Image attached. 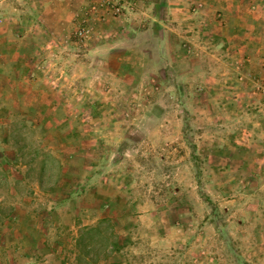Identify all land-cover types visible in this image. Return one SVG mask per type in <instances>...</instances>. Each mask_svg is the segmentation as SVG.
Wrapping results in <instances>:
<instances>
[{
    "label": "rangeland",
    "instance_id": "1",
    "mask_svg": "<svg viewBox=\"0 0 264 264\" xmlns=\"http://www.w3.org/2000/svg\"><path fill=\"white\" fill-rule=\"evenodd\" d=\"M114 1L0 0V264H264V57ZM103 218L120 249L80 263Z\"/></svg>",
    "mask_w": 264,
    "mask_h": 264
},
{
    "label": "crops",
    "instance_id": "2",
    "mask_svg": "<svg viewBox=\"0 0 264 264\" xmlns=\"http://www.w3.org/2000/svg\"><path fill=\"white\" fill-rule=\"evenodd\" d=\"M150 1L153 2L154 0H147L149 6H151V4H149ZM194 3L200 4L201 7H204L201 13L204 15L206 29L216 34V37L230 43L229 47L232 49L233 57H264V0H170L169 9L172 10L173 19L180 22L181 19H184V25L190 26L193 24L194 26H196L197 23H193L191 20L196 19L192 17L193 13L191 12L190 8V6ZM252 4H255L256 9H258L257 12H255L257 13V16H250L246 12H244L246 9H250L252 7ZM50 5L51 3L47 1L44 2V26L50 28L52 27L51 24L53 25L54 23L58 25H66L65 18L72 17L69 16L70 10H67V8H70V4H66L64 8L61 7V5L58 6L59 11L60 9H65L67 10L66 12H68V14L64 13V15H59V19H53V17L47 16V13H50L51 11ZM122 5L124 6V8H127L126 10H128V8L134 10V7H129L132 6L131 0H123ZM154 5L155 2L152 6L154 7ZM74 8L78 16L84 14L85 12H87V10L89 11L88 5L84 3L73 4L72 9ZM129 10L127 11V14L125 13V15H123L121 22L123 23L124 31H126V29L128 28H131L132 33H135V27L136 25H138L139 20H135L131 16ZM218 10H221L224 13L223 21L215 17V13ZM101 17H103V19ZM91 18H96L97 20L101 19L105 22L108 21L105 24L107 26H110L112 24L116 25L115 22L117 21L116 17L113 16L107 9L99 10V12H97V16H91ZM52 28L56 31L58 30V27ZM176 33L178 32L176 31ZM203 34H206V32ZM170 36L171 38H176L174 34H171Z\"/></svg>",
    "mask_w": 264,
    "mask_h": 264
},
{
    "label": "trees",
    "instance_id": "3",
    "mask_svg": "<svg viewBox=\"0 0 264 264\" xmlns=\"http://www.w3.org/2000/svg\"><path fill=\"white\" fill-rule=\"evenodd\" d=\"M90 237L93 241L85 243L86 238ZM79 245H83V250L79 256V262L82 263L88 259L92 253H95L99 259L100 249L104 252L111 253L120 249V242L114 230L113 224L109 218H103L95 226H85L80 231V236L77 239ZM91 249L89 252L85 250ZM89 264V261H87ZM94 264V263H92Z\"/></svg>",
    "mask_w": 264,
    "mask_h": 264
},
{
    "label": "built area",
    "instance_id": "4",
    "mask_svg": "<svg viewBox=\"0 0 264 264\" xmlns=\"http://www.w3.org/2000/svg\"><path fill=\"white\" fill-rule=\"evenodd\" d=\"M108 2L111 4L113 10L115 13L120 14L122 13V8L120 5H118L114 0H108ZM86 31V27L82 28V30L79 31L80 34H83Z\"/></svg>",
    "mask_w": 264,
    "mask_h": 264
}]
</instances>
